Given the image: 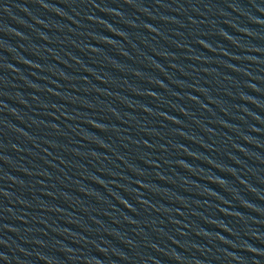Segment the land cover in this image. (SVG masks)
<instances>
[{
	"label": "water",
	"instance_id": "95a60500",
	"mask_svg": "<svg viewBox=\"0 0 264 264\" xmlns=\"http://www.w3.org/2000/svg\"><path fill=\"white\" fill-rule=\"evenodd\" d=\"M0 93L145 264H264V0H0Z\"/></svg>",
	"mask_w": 264,
	"mask_h": 264
}]
</instances>
